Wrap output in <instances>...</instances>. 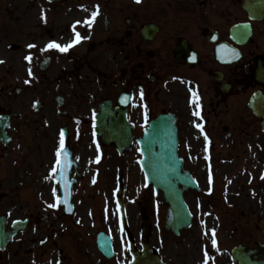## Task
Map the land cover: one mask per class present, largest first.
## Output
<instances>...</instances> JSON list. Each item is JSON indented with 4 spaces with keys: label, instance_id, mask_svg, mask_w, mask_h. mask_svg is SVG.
Instances as JSON below:
<instances>
[{
    "label": "flooded vegetation",
    "instance_id": "flooded-vegetation-1",
    "mask_svg": "<svg viewBox=\"0 0 264 264\" xmlns=\"http://www.w3.org/2000/svg\"><path fill=\"white\" fill-rule=\"evenodd\" d=\"M26 1L0 0V114L22 111L21 120L36 123L39 113L48 111L53 197L60 195L52 169L61 132L68 153L64 179L72 182L74 202L77 188L87 181L91 191L103 180L109 184L107 169L123 172L112 176L113 185L143 182L139 139L157 115L173 113L181 136L183 120L197 111V117L221 122L236 108V126L225 133L238 136L243 115L250 116L251 96L264 107V0H99L91 27L83 22L53 27L47 18L39 21L31 0ZM73 26L84 39L67 52L44 50L51 41L71 42L74 36L51 35L74 34ZM105 102L112 113L101 115ZM98 114L101 136L94 130ZM111 135L115 144H105ZM8 148L0 146V152ZM12 191L8 169L0 167V240L15 225L12 238L0 241V264H105L112 259L104 258L95 240L73 241L55 225L63 217L11 204ZM57 213L63 214L61 207ZM196 258L190 251L177 261L195 264Z\"/></svg>",
    "mask_w": 264,
    "mask_h": 264
},
{
    "label": "rangeland",
    "instance_id": "rangeland-1",
    "mask_svg": "<svg viewBox=\"0 0 264 264\" xmlns=\"http://www.w3.org/2000/svg\"><path fill=\"white\" fill-rule=\"evenodd\" d=\"M19 1L27 2L26 0H17V2ZM86 1H88V4H80L78 0H57L55 1V4L49 5L50 8H55L57 14L56 20L54 21L55 24H72L76 21H80L83 15L88 11L96 9L97 0ZM32 4L37 15L39 12H44L49 8L45 0H32ZM51 12H53V9H51ZM48 17L49 19H53L55 16L49 15ZM243 120L242 125L245 127V132L242 134L243 141L241 144L240 140L235 141L236 138L234 136L223 134L221 128L219 130L218 127L215 126L216 124L218 125V123L213 122V120L202 125L203 131H205L204 134L207 133L213 135L209 145L210 148L204 147L205 135L197 132L198 127H196V125H201L200 120H183L184 126H182V128H184V130L181 137L185 145L184 151L194 155L196 163L194 165V163L190 162L189 165L196 176L200 179V193L198 192L188 195V201L192 212L194 213V223L184 234V237L180 239L170 237L163 230L165 206L162 203L161 195L158 194L153 197L152 205L150 206V203H148L145 207L151 223V235L149 237L150 243L158 248V244L161 245V250L166 255V258L169 259L170 264H186L178 262L177 257L180 253L186 255L190 253V251H194L197 256L195 264H205V262L200 259V253H202V250L209 251L210 258L209 261H207V264H235L229 258V251H226L225 253L220 251L227 250V248L234 246L237 243H245L250 246L256 240L264 242V234L261 235L256 228V219H259L264 215V194L261 193V190H264V182L259 183L257 181L259 171L264 168V134L260 132L259 122L253 121L251 118L244 116ZM227 123L229 122L223 121L222 124ZM222 124H219V126ZM207 128L208 130L206 131ZM23 140H26L23 135L16 139L17 143L21 145V152L24 147L22 144ZM48 153L49 152H47V156L45 157V163H47V165H49L50 161ZM222 153H225L222 155L225 156V158L235 157L236 162H234V165L230 169L221 168L222 170L219 172L218 167L221 159H217L216 156H219ZM14 157L16 162L19 161V164L17 163L15 165L18 168V171H26L27 173L28 168H33L34 170L36 169L37 172L35 175H33L32 172L28 181L22 177L21 182H28L31 186L36 184V188H38L37 190L40 193L38 195L43 194L42 197L44 201H46V199H51V196L48 195V192L46 191L48 185H50L48 180L46 178L43 182L41 180L46 177V165L41 164V161L38 162L39 155L36 154L35 150L30 154H24V152L17 153ZM41 158L42 157L40 156V159ZM212 160L215 163L213 166L209 164ZM25 162L30 164H25ZM238 171H243L245 173V178L237 179L233 183L232 177ZM114 174L115 169H112L111 173H108L109 179H107L110 184ZM228 186H231L235 190V193L228 191ZM85 188L80 190V194L84 198L86 204H80L78 212L67 220L66 232L69 233V236H71L70 230L74 231L80 229L85 234H92L94 231V228L89 225V217H87V210H89L88 207H90V205L88 207L86 205L93 202L97 205L102 201V197H100V195H92L87 190L88 188ZM104 188L106 190L105 196L106 198L108 197L109 203L105 216L107 213V217L109 218L111 216L110 204L112 201L110 196H108L110 187L104 186ZM132 188H137V186L134 185ZM25 189L29 191H26L29 195L23 192L21 193L29 201H32L33 198L30 196V194L33 193L32 190ZM248 191L252 194V203L249 206H245L241 199V193ZM210 192L212 193V197L209 196L211 202L207 199L209 197H206ZM259 197L262 199L260 200ZM217 199H221V201L218 202ZM196 202L198 207H196ZM13 204L23 205L24 210L32 205H28L30 204L29 202H14ZM34 206L36 207L35 209L37 212L42 213V210H45L41 203L34 204ZM211 206L216 207H213L212 209ZM102 207L103 205L101 208ZM99 213L100 206L95 207V209H93L94 216H99ZM51 218H53V215ZM75 222L78 225H76ZM141 222L142 217L137 211L136 201L132 200V203L128 205V225L131 229L133 239L137 244H139L140 241ZM49 223H53L51 219L49 220ZM47 224V221L44 222L42 227H46ZM55 225L57 227H65V225L57 222ZM101 225L102 227H106L108 233L111 234L113 238L118 262H114V264L125 262L128 259L126 249L127 243L124 237V231L118 227L115 216H113L112 220L108 219L107 224L103 223ZM83 226H86V229H84ZM213 229L215 230L216 235H213ZM81 231H76L75 235L81 239V242H85L84 234ZM158 238L161 239L158 240ZM75 240L77 241L76 238H73V241ZM213 240L216 241L215 245L212 243ZM216 245L219 246L216 247ZM197 254L199 255V258ZM215 258H217V260H215Z\"/></svg>",
    "mask_w": 264,
    "mask_h": 264
},
{
    "label": "water",
    "instance_id": "water-1",
    "mask_svg": "<svg viewBox=\"0 0 264 264\" xmlns=\"http://www.w3.org/2000/svg\"><path fill=\"white\" fill-rule=\"evenodd\" d=\"M141 146L140 164L146 183L152 184L155 191H162L164 201L168 204L165 226L177 233L179 229L187 227L191 219L183 194L188 189L196 188L197 184L183 169L182 159L178 157L175 118L166 114L151 121L141 140ZM147 233L146 224L142 254L132 248V259L128 264H163L156 254L149 253L146 244ZM105 249V253L110 254L107 247ZM257 255L256 249L248 251L237 247L232 251L233 260L238 264H264L263 260H256Z\"/></svg>",
    "mask_w": 264,
    "mask_h": 264
},
{
    "label": "snow or ice",
    "instance_id": "snow-or-ice-1",
    "mask_svg": "<svg viewBox=\"0 0 264 264\" xmlns=\"http://www.w3.org/2000/svg\"><path fill=\"white\" fill-rule=\"evenodd\" d=\"M137 2H139V0H137ZM99 15V6H96V10L93 11L91 13V17L89 19H86L85 21H83V23L87 26V27H91L92 24H94L96 17ZM77 23H81L80 21H77ZM74 27V39L69 42L68 44H64L61 45L59 43H57L56 41H51L47 44L46 49L44 50H48V49H56L59 52H67L69 49H71L75 44L79 43L82 39H84L83 36H81V34L78 31H75V26ZM29 48L34 47V45H29ZM26 59L31 62L32 57L31 55L27 56ZM0 63H2V61H0ZM141 96H143V93L141 92ZM194 103H197L196 100L193 101ZM195 115L199 116L200 113L197 111L195 113ZM196 127L201 128V130H203V126L200 124H197ZM57 168H53L52 172L53 174L57 173V169H59V171L65 172L68 166V161H67V157H68V153L65 151V141H64V133L61 132L60 134V147L59 150L57 151ZM60 157H63V159H60ZM264 178V177H262ZM65 188L67 189V181L65 180ZM53 193H55V189H53ZM64 203H67V197H65V200L63 201ZM61 203L59 197H57V203L54 205H50V207H57L59 206V204ZM69 210H71V208H69ZM213 235H215V230L213 229ZM213 245L216 244V241L213 240L212 241ZM205 264H207V258L205 259Z\"/></svg>",
    "mask_w": 264,
    "mask_h": 264
},
{
    "label": "bare ground",
    "instance_id": "bare-ground-1",
    "mask_svg": "<svg viewBox=\"0 0 264 264\" xmlns=\"http://www.w3.org/2000/svg\"><path fill=\"white\" fill-rule=\"evenodd\" d=\"M235 160L236 159L234 157L222 159L219 163L218 171L220 172L222 170L221 168L230 169L234 165ZM243 178H245L244 172L239 171L235 175H233L232 180L234 183L235 180ZM227 190L235 193V190L231 186H228ZM251 196L252 194L250 191L241 193V199L244 202L245 206H249L252 203Z\"/></svg>",
    "mask_w": 264,
    "mask_h": 264
}]
</instances>
